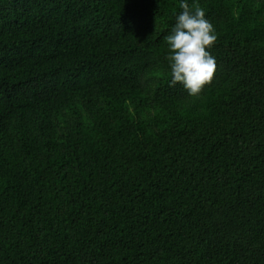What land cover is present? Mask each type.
<instances>
[{"label":"trees","instance_id":"trees-1","mask_svg":"<svg viewBox=\"0 0 264 264\" xmlns=\"http://www.w3.org/2000/svg\"><path fill=\"white\" fill-rule=\"evenodd\" d=\"M186 2L197 96L180 0H0V264H264V0Z\"/></svg>","mask_w":264,"mask_h":264},{"label":"clouds","instance_id":"clouds-1","mask_svg":"<svg viewBox=\"0 0 264 264\" xmlns=\"http://www.w3.org/2000/svg\"><path fill=\"white\" fill-rule=\"evenodd\" d=\"M182 9L175 16L170 34L164 37L169 50L170 85H182L189 96H197L212 79L215 58L210 49L217 36L212 23L200 7L190 10L186 0H180Z\"/></svg>","mask_w":264,"mask_h":264}]
</instances>
